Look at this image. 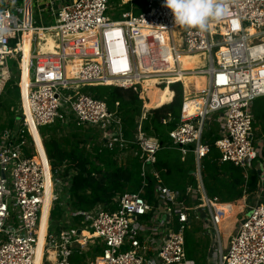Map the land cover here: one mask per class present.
I'll list each match as a JSON object with an SVG mask.
<instances>
[{
	"label": "built area",
	"instance_id": "2783aa9c",
	"mask_svg": "<svg viewBox=\"0 0 264 264\" xmlns=\"http://www.w3.org/2000/svg\"><path fill=\"white\" fill-rule=\"evenodd\" d=\"M47 2L55 23L36 26L25 0H0V78L7 58L17 57L21 104L16 125L0 130V264H35L47 181L50 205L39 264H72L74 254L84 255L96 246L101 247L100 253L84 264H195L187 259L184 246L185 232L195 221L213 241L215 264H264V200L246 206L242 196L244 211L223 248L214 212L217 198L207 196L201 173V160L210 149L205 132L217 123L213 144L220 162L244 171L255 169L257 195H264V139L255 137L251 113L252 101L264 96V0H222L226 12L210 19L205 30L176 25L163 0H146L142 12H123L117 19L108 14L109 0ZM29 31L40 41L47 33L55 41V54L50 56H57L59 72L50 80L37 81L32 76L24 90L19 44ZM153 32H165V38L161 42L147 39L148 34L153 38ZM84 37L95 41L85 44ZM182 53H205L208 63L197 68L206 76L205 90L185 93L179 121L168 131L171 145L195 159V185H189L184 194L159 181L153 164L163 144L141 127L152 109L146 104L144 78H157L159 88L182 81L173 79L180 71ZM43 59L48 60L46 54L31 55L27 66L35 70ZM170 60L174 67L167 70ZM72 84L74 88L114 85L136 92L142 106L133 138L124 137L120 115L110 111L103 99L77 90L67 93ZM26 111L37 130L56 121L98 128L104 147H117L122 156L140 160L139 189L87 211L66 204L63 218L50 224V210L59 200L54 187H63L67 196L70 175L52 172L45 154H39ZM147 174L156 179L149 198L143 195Z\"/></svg>",
	"mask_w": 264,
	"mask_h": 264
},
{
	"label": "trees",
	"instance_id": "16d2710c",
	"mask_svg": "<svg viewBox=\"0 0 264 264\" xmlns=\"http://www.w3.org/2000/svg\"><path fill=\"white\" fill-rule=\"evenodd\" d=\"M134 12H138L141 6V0H133ZM127 7V6H126ZM38 23V22H36ZM14 45V42H12ZM8 68L14 69L17 65V59H9ZM12 61V62H11ZM155 85L157 78L153 77ZM170 88L174 91L172 100L164 104L161 102L151 110L150 114L142 120L141 127L148 134L156 136L163 146L156 153L154 163L163 183L171 189L183 191L189 183H194V178L188 174L189 167L183 169L177 166L181 171L178 179L172 176L170 150H176L170 146L168 131L175 127L179 121L180 110L183 100L181 82H173ZM169 87H162L169 90ZM89 93L94 98L103 99L110 111L120 115L123 122V135L125 138H133L138 118L141 115L142 101L138 94L129 88H122L114 85H95L90 86ZM19 99V88L17 82L11 78L7 80L0 93V109L8 113L6 126H11L14 120L19 116L20 107L14 108ZM18 109V110H17ZM15 113V115H13ZM251 113L253 117L252 130L256 138L264 139V96L255 98L252 101ZM78 128L73 122L63 124L56 121L50 125L39 127V133L43 141L47 159L52 172H57L66 177L70 175V187L67 190L70 205L74 210L87 211L97 205L109 203L116 195L125 192H136L141 185L140 160L128 154L124 162H119L118 148L108 149L102 145V142H96L88 149L87 139L80 138L76 133L68 135L65 128ZM1 130V129H0ZM215 131V127L206 133V137ZM33 141L38 143L41 138H37L38 131L30 130ZM215 133V132H214ZM28 140L30 139L27 134ZM216 135L209 140L210 149L206 157L202 159V180L207 194L211 198H217L219 203H233L240 200L243 195L248 199L257 192V173L255 169H250L247 176L240 167H236L229 162H220L219 153L214 146L213 141ZM37 151L42 156L45 154L42 144H35ZM179 152V150H177ZM189 160L193 161V154L188 153ZM147 187L143 195L150 197L153 184L156 179L152 174H147ZM222 209L227 220L230 219V206H216L215 210ZM64 210L56 202L50 210V221L55 223L59 218H63ZM229 212V213H228ZM66 213V212H65ZM229 218V219H228ZM54 220V221H53ZM231 220H234L232 217ZM228 222V221H227ZM52 223V224H53ZM228 224H232L228 222ZM192 234L185 233V252L189 260L195 264H202L203 258L207 254V241H203L201 235V224L193 222L191 228ZM93 253L100 251V246L93 248ZM197 262V263H196Z\"/></svg>",
	"mask_w": 264,
	"mask_h": 264
},
{
	"label": "rangeland",
	"instance_id": "374dc122",
	"mask_svg": "<svg viewBox=\"0 0 264 264\" xmlns=\"http://www.w3.org/2000/svg\"><path fill=\"white\" fill-rule=\"evenodd\" d=\"M116 10H117V8H116L115 3L111 2L110 3V8L108 10V14L110 15L111 18H112L111 14H113V12L116 15ZM51 23H53V18L47 17L45 24L48 25V24H51ZM176 29H180V27L179 28H175V32H174V37L177 40L178 30H176ZM182 56H183V54H180L178 56V62H179L180 71H179V73H176L173 76V79L182 80L184 86L188 87L187 88V93L190 92V91H191V93H200V92L204 91L205 88H206V76H205L203 71H197V70H200V69H197V68L203 69L205 66L208 65V63H206V61H204V67L203 66H198L197 67L196 65H194V63L191 60V58H186V57L184 58ZM9 62H10V60L8 61V66H9ZM17 64H18V61H17ZM172 68L173 67H170L167 70H171ZM68 70H69V67H68ZM32 72H33V70H30L29 73L31 74ZM2 73H3L4 76H3V78H0V85H1V83L3 85V83L6 82L7 80H9L10 78L13 81L17 82V79L19 77V65H17L14 69H12L11 73L9 72L10 74L8 75V77H7V74H6L7 73V69H3ZM34 73H36V72H34ZM33 75H31V77ZM148 78L151 81L148 80ZM143 83H145V86H146L147 89L149 87L150 88L154 87V88H157V89H159L161 91H164V92L167 91V90L162 89V87L161 88L157 87L155 85V81L153 80V77H151V76H146L144 78V80H143ZM27 85H28V83L26 85L24 84L23 88H25ZM73 85L74 84L70 85L69 90H66L67 93H73L75 90H77L79 93L83 92V93L90 94L89 93L90 86H78L77 88H74ZM184 86H183V93H184V88H185ZM165 87H167V86H165ZM1 90L2 89H0V93H1ZM19 96H20V93H19ZM169 99L170 98H163V99H161L162 101L160 100L159 102H165V100H169ZM187 106L188 105H185L186 108H188ZM18 107H19V103L17 101V104L14 106V108H18ZM17 114H19V113H17ZM13 115H15V113H13ZM8 118H9L8 113L5 110L0 109V129L4 128L7 125ZM79 128L80 129L74 128V127H71L69 125V127L65 128V132L68 135H72V134L76 133L80 138H86L87 139L86 146H87L88 149H91V145H93L94 143H96V142L100 143L101 142V131L98 128L90 126V125H87L85 127H79ZM36 137L39 138V133L37 134ZM34 144H37V145H39L38 147H40V145L42 143H41V141H39L38 143H35V140H34ZM29 149L32 151V147L31 146L29 147ZM168 153L171 155V157H170L171 166H172V176L171 177L178 179L180 174H181V171L177 170L176 168H177V166H182L183 169H186V168L189 167L188 174L190 175V177L194 178V174L190 173V171L194 170V168H195L194 160L193 161L189 160V157L187 155L186 156L185 155L183 156V154L181 155V153L178 152L177 149L176 150H170V152H168ZM118 157H119V162L122 163V162L125 161L124 160L125 157L122 156L119 153H118ZM54 191H56V192L58 191L59 200L55 201L53 204L58 202L61 205V207L63 208L62 204H63V199L65 198V189L63 187H61L60 189L58 187H54ZM256 200H264V195L261 194L260 196H258L257 193H256L253 196H251L249 199H248V197H246V201H245L244 205H246V206L247 205H251ZM241 201L240 202H238V201L234 202V207L237 208V210L239 212L241 211V214H242V212L244 211V208H243L244 206H242V202ZM238 218H239V216H238ZM215 219L217 221V226H218V228L220 230V236H221V239H222V242H223V246H224V248H226L227 247V241H228L227 240V237H228L227 236V232H228V228H227L228 222L227 221L228 220L225 218V215H224L223 211L216 212L215 213ZM195 222L196 223L197 222L200 223L199 221H195ZM51 223H53V222L50 221V224ZM229 230H231V227H230ZM190 232H192V229H188L185 233L186 234H192ZM200 235H201L200 231L195 234V236H200ZM201 237H202L203 241H207L208 242V245H207L208 249H207L206 257H205V259L203 258V260L201 261L202 264H206L205 261L207 262L208 255H210L212 250H213V247H212L213 241L210 240V238L207 237V236L201 235ZM215 239H216V237H215ZM89 255H90V253L87 252L84 256L88 257ZM85 257L81 258L77 254H74L71 257V261H77V264H84ZM86 259L88 260L89 258H86ZM216 260H217V253H216V251H214V252H212V254H211L210 258H209V263L210 264H215Z\"/></svg>",
	"mask_w": 264,
	"mask_h": 264
},
{
	"label": "bare ground",
	"instance_id": "6f19581e",
	"mask_svg": "<svg viewBox=\"0 0 264 264\" xmlns=\"http://www.w3.org/2000/svg\"><path fill=\"white\" fill-rule=\"evenodd\" d=\"M28 0H26L27 3V7H28ZM212 21L209 24V28L212 29ZM179 28V27H178ZM177 30V29H176ZM165 32H153L152 33V37H150V35L148 34L146 36L147 39L149 40H156L161 42L162 38H165ZM163 36V37H162ZM41 41L38 38V35L34 32H25L23 34L22 40L19 44V50L21 51V55H22V62L24 65L23 68V81H22V85H26L29 80L31 79V75H33V78L37 81L40 80H50L52 78H54L55 75H57V73L59 72V61L57 56H50L51 54H55V49H56V43L55 41L52 39L51 36H49V33L46 34V37L44 38H40ZM68 39V38H65ZM83 42H85V44H90L93 41H95L94 37H84ZM151 41V42H152ZM166 42V41H165ZM18 53H20L18 51ZM40 54H46L47 59H43V60H39L38 61V65L35 68V70H33V72L30 74V69L27 65H28V61L31 57V55H40ZM183 56L182 57H186V58H191V60L193 61L194 65L198 66H203L204 67V61L206 59V54L205 53H195V54H186V53H182ZM52 57V58H51ZM174 67L172 64V60H170V63L167 67ZM36 72V73H34ZM148 80H150L148 78ZM151 81V80H150ZM143 83V82H142ZM143 85L145 86V83H143ZM146 88V86H145ZM25 90V88H24ZM148 92V93H147ZM146 94L147 97L149 98V101H147V106H150L153 104H159L160 98H171V89H169L168 91L164 92V91H160L157 88H146ZM26 122L28 124V128H29V132L30 130H34L36 131L37 128L35 127L30 115L28 114V112L26 111ZM31 134V133H30ZM32 136V134H31ZM33 138V137H32ZM47 188H46V195H45V200H44V206L42 208V218H41V226H40V241H39V246H38V253H37V257H36V261L35 264H39L40 262V250H41V246H42V236L45 232V227H46V221H47V217H48V210H49V205H50V187H49V181H47ZM82 234L86 235L87 234V230H83L81 231Z\"/></svg>",
	"mask_w": 264,
	"mask_h": 264
},
{
	"label": "crops",
	"instance_id": "0c3cea01",
	"mask_svg": "<svg viewBox=\"0 0 264 264\" xmlns=\"http://www.w3.org/2000/svg\"><path fill=\"white\" fill-rule=\"evenodd\" d=\"M142 2H141V6L140 7H138V12L137 13H139V12H142L143 10H145V4H146V0H141ZM24 2V0H20V3H23ZM28 2V7H31L30 8V12H31V15H32V20L34 21V25H36V26H49V25H52L53 23H55V16H54V13H53V11H52V9H51V6H50V4L47 2V0H28L27 1ZM111 2H114L115 3V5H116V8H117V10H116V15L114 14V12H113V14H111V16H112V18H120L121 17V13H123V12H129V13H132V14H137V13H135L134 12V7H135V5H134V2H133V0H109V8H110V3ZM25 4L27 5V3H26V0H25ZM127 6V7H126ZM47 17H50V18H53V23H51V24H48V25H46L45 24V22H46V18ZM36 22H38V23H36ZM213 25V24H212ZM178 40V39H177ZM21 54V53H20ZM9 59H17V61H18V64H19V74H20V61H19V59L16 57V58H7V60H6V68H7V70H8V75L12 72V69H10V68H8V61H9ZM18 71V70H17ZM10 72V73H9ZM7 79V78H6ZM18 82H19V77H18V79H17V85H18ZM179 82H181V85H182V92H183V86H184V84H183V81H179ZM5 83V82H4ZM4 83H3V85H4ZM3 85H2V83H1V87L3 88ZM0 87V89H2ZM161 87H164V86H161ZM160 87V88H161ZM185 87V86H184ZM18 88H19V86H18ZM170 88V87H169ZM187 88L188 87H185L184 88V93H183V98L186 96V94L185 93H187ZM171 89V88H170ZM2 91V90H1ZM161 90H159V92H160ZM173 95H174V91H173V94H172V96H171V98L167 101V102H165L164 104H166V103H168V102H170L171 100H172V98H173ZM20 97V96H19ZM159 98H160V100L161 99H163V98H161L160 96H159ZM162 101V100H161ZM183 101V100H182ZM18 103H19V107H21V104H20V98L18 99ZM161 102H159V104H160ZM146 104H147V102H146ZM156 105H158V104H156ZM150 107V106H149ZM156 107H158V106H155V104H153L152 103V105H151V108L152 109H154V108H156ZM151 109V110H152ZM187 109H189V111H191L190 110V108L188 107ZM185 111H186V109H185ZM151 112V111H150ZM187 112V111H186ZM144 120V119H143ZM16 122H17V118L14 120V123L11 125V126H5L4 128H11V127H13L14 125H16ZM212 126H214L215 127V133L213 132L211 135H209V136H207L206 137V133H208V131L211 129V127ZM4 128H2V129H4ZM218 128H219V125L217 124V123H214V124H212L211 126H210V129L208 130V131H206L205 132V138H208V139H211V137H213L214 135H216V137H217V131H218ZM39 129V128H38ZM38 131V133H39V130H37ZM136 132V131H135ZM39 136H40V133H39ZM40 138H41V136H40ZM170 140V139H169ZM41 143H42V147H43V149H44V145H43V141H42V138H41ZM170 143H171V141H170ZM170 146L172 147V148H175V149H177V150H179L177 147H175V146H173V145H171L170 144ZM180 152V151H179ZM44 153H45V156H46V152H45V149H44ZM181 153V152H180ZM181 155H182V153H181ZM187 155V154H186ZM185 155V156H186ZM184 156V155H183ZM47 157V156H46ZM193 160H194V162H195V159H194V156H193ZM201 164H202V160H201ZM153 169L154 170H156L155 169V167H154V164H153ZM195 169V168H194ZM243 170V169H242ZM193 171L194 170H191L190 171V173H193ZM244 171V170H243ZM156 172H157V174H158V179H159V181L162 183V184H164L163 183V181H162V179L160 178V176H159V173H158V171L156 170ZM247 172H248V170L247 171H244V176L246 177L247 176ZM201 173H202V171H201ZM202 184H203V187H204V183H203V180H202ZM165 185V184H164ZM189 185H195V179H194V183H189V184H187L186 186H185V188H184V190L183 191H179V190H177V191H179V192H181V193H185V190H186V188L189 186ZM168 187V186H167ZM204 190H205V192H206V194H207V191H206V189H205V187H204ZM257 193V192H256ZM255 193V194H256ZM68 196V195H67ZM67 196H65V198L63 199V209L64 210H66V204L68 205V207L69 208H72V206L70 205V201H69V198L67 197ZM207 196L208 197H210L208 194H207ZM242 200V198L240 199V200H238V202H240ZM242 202V201H241ZM223 206V205H229L230 206V219L228 220V222H230V223H232L231 225L230 224H228L227 225V228H228V232H227V245H228V242H229V238H230V236H231V234H232V232H233V229H234V227H235V224H236V222H237V220L241 217V211L239 212L238 210H237V208H235L234 207V204L233 203H219V202H217L216 201V204H215V206H214V212L216 213V212H218V210H215L216 209V206ZM73 209V208H72ZM224 209H222L221 211H223ZM66 211H64V214H66L65 213ZM229 213V212H228ZM238 216H239V218H238ZM234 218V220H231V218ZM61 218H59L58 220H60ZM198 223V222H197ZM234 225V226H233ZM230 227H231V230H229L230 229ZM233 227V228H232ZM201 228H202V226H201ZM219 234H220V230H219ZM201 235H204V236H207V237H209L210 238V240H211V237L209 236V235H207L206 233H204L203 232V229H202V232H201ZM220 239H221V236H220ZM221 242H222V239H221ZM222 244H223V242H222ZM223 248H224V246H223ZM93 249H91V250H89V251H87L88 253H90V255L87 257H85L84 255L87 253H85L84 255H78V256H80L81 258L82 257H85V259L86 258H89V259H93L96 255H98L99 253H100V251H101V247H100V251L98 252V253H93V251H92ZM205 263L207 264V262L205 261ZM72 264H77V261H72Z\"/></svg>",
	"mask_w": 264,
	"mask_h": 264
},
{
	"label": "clouds",
	"instance_id": "9594fccd",
	"mask_svg": "<svg viewBox=\"0 0 264 264\" xmlns=\"http://www.w3.org/2000/svg\"><path fill=\"white\" fill-rule=\"evenodd\" d=\"M178 26L205 30L210 19H219L226 12L222 0H163Z\"/></svg>",
	"mask_w": 264,
	"mask_h": 264
}]
</instances>
